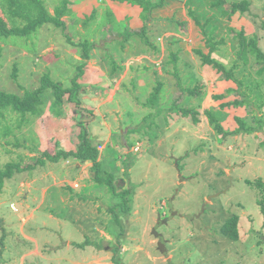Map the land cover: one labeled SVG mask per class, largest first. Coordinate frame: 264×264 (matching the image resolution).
<instances>
[{
	"label": "rangeland",
	"instance_id": "1",
	"mask_svg": "<svg viewBox=\"0 0 264 264\" xmlns=\"http://www.w3.org/2000/svg\"><path fill=\"white\" fill-rule=\"evenodd\" d=\"M216 1L166 0L151 14L147 40L134 36L124 45L117 34L141 28V10L113 0H71L62 17L65 31L44 25L30 38L0 37V89L19 96L41 88L46 74L71 89L85 62L78 89L63 95L59 113L51 107L53 88L44 87L38 114L25 120L6 115L10 132L0 133V167L24 169L15 170L0 194V264H264L262 195L245 183L264 181V104L254 110L262 131L249 135L222 136L206 112L224 130L236 126L237 113L254 124L253 105L264 101V72L258 73L262 63L251 54L240 57L237 34L244 29L247 39L256 37L264 53V0H250L246 12L231 18L223 9L237 0L213 6ZM56 3L45 0L50 13ZM0 14L6 19L1 7ZM193 16L201 24L208 20L205 31L218 42L212 58L227 70L239 64L233 78L244 82L252 108L220 106L243 97L229 92L239 87L233 79L201 63L196 51L207 53L209 46ZM65 33L74 43L95 44L86 61ZM178 78L184 87L203 86L202 96L185 95L179 103L197 111L196 122L180 113L149 115L156 111L147 105L153 88L162 82L157 106L168 109L178 98ZM217 94L227 97L215 99ZM81 128L98 143L99 159L116 184L133 192L130 211L118 221L109 210L114 199L108 186L87 176L90 162L44 156L76 150ZM233 215L240 218L237 241L220 230Z\"/></svg>",
	"mask_w": 264,
	"mask_h": 264
},
{
	"label": "trees",
	"instance_id": "2",
	"mask_svg": "<svg viewBox=\"0 0 264 264\" xmlns=\"http://www.w3.org/2000/svg\"><path fill=\"white\" fill-rule=\"evenodd\" d=\"M119 3H128L132 6L138 7L141 11L139 17L141 21L144 23L141 28H136L137 30H132L131 28H125L123 31L117 34L118 37L121 38L122 45L126 44L128 40L134 36H141L145 40L147 37L145 35V31L147 30L148 23L151 21V14L155 9L163 7L166 3V0H113ZM71 0H57V3L54 6V12L50 13L49 10L45 6V0H0V7L1 12L6 15L5 17L0 14V37L1 38H9V37H22V38H30L33 34L37 33V31L42 28L44 25H53L55 28H60L62 31H65L68 27L66 22L62 19L63 15L68 14L70 12L69 4ZM228 2L226 0H217L213 2V6H221L226 5ZM250 0H237L234 2H230L228 4L227 9H223V12L228 15L229 18L234 16L236 13H243L246 12L250 7ZM193 14V13H191ZM95 15V10L91 13V19ZM114 14L111 12L108 13V22L111 23L113 20ZM194 17V21L196 24L201 25L202 34L207 37L206 44L209 46V51L207 53L203 52L202 50L198 49L196 52L201 59V63L204 65H212V67H216L218 71H223L225 74L226 79H233L234 82L237 84L238 90L230 89L229 92H235L237 96L243 97V99L235 98L232 101H225L220 104L221 107H230L234 106L235 109H246V107L252 108L253 103H249V98H246V91L243 90L244 82L239 81L238 79L233 78L234 71L239 67V64L235 62L231 69L227 70L225 66H223L219 61L212 58V53L217 50L218 42L214 41V37L208 34L205 31V25L208 23V20L205 24H201L200 20ZM87 19H85L82 23L83 26L87 25ZM77 21L75 20L74 23ZM70 27V26H69ZM207 35V36H206ZM66 40L69 43H73L76 46L81 47V57L82 60L88 59L89 51L95 47L93 42L89 40H84L83 42L74 43L72 38L69 34L65 33ZM237 38L239 39V55L243 58H246L247 55L251 54L255 60L259 63H262V66L258 69L259 74H263L264 72V53L258 48L257 45V38L252 37L251 39H247L245 35L244 29L240 30L237 34ZM177 56L176 54H172V62L176 63ZM84 63H81L77 66V73L72 78V88L65 89L60 86V83H56L48 77L46 74L42 78V86L39 89L34 91L25 90L23 95H18L16 93L7 92L5 90L0 89V133L2 136H7L10 132V126L7 123V113L10 116H17L21 119H26L28 115H36L39 112V104L40 101V92L44 87H52L53 94H55V100L51 103V107L54 106L58 107V111L61 110V105L63 103V95L66 94L67 91H75L78 89V77L83 73ZM16 69V68H15ZM16 71V70H15ZM175 75L178 77V70L175 67ZM15 76V73L13 74ZM178 87H179V94L178 98L173 101L172 105L168 109H162L157 106L159 93L162 87V82H158L157 85L153 88V92L150 98L147 101L148 104H152L156 107L155 113H151L149 115L152 116H160V115H171L172 113L181 114L182 116L186 117L192 115L193 120L196 122L197 111L193 110L192 108H183L179 107L180 101L184 98L185 95L189 97L198 98L202 96L203 89L202 85L196 84L194 87H184L180 78H178ZM250 85L246 86V90L250 93ZM257 90L259 87H257ZM243 90V91H242ZM260 97L262 93L258 91ZM227 95L224 94H217L214 95L215 99H225ZM186 98V97H185ZM264 98V97H263ZM262 104L259 106H254L252 110H256L257 112L261 109ZM246 105V107H244ZM55 113V110H53ZM211 117V121L214 123L215 129L217 133L222 134V136H236V135H249L256 131H262V121L257 116V114H253V122L254 124H250L244 117H241L239 113L235 114L234 119L236 122V126L234 128H230V130H224V128L217 122V120L211 115L209 111H206ZM167 113V114H166ZM150 116H146L144 118L145 125L149 126L151 124V120H149ZM148 120V121H147ZM86 133L85 128H81V132L78 134L79 144L76 145V150L74 151H64L55 150L53 153H45L44 156L50 160L51 162H59L61 158L68 159L74 158L76 160L82 162H90L91 165L87 170V176L89 180L94 181L97 184H105L108 186L109 191L111 192L114 202L109 205V210L115 215V220L118 221V215H122V213L127 214L130 211L131 201H132V190L131 188L122 187L117 185V179L115 178V174L113 172L107 171V166L104 167V161L99 159V149L98 143L92 140ZM37 164L43 165L44 161L42 159H38ZM128 168V165H127ZM24 168L20 167V165L9 163L3 168L0 167V194L3 192V186L7 179L13 177L15 170L22 171ZM128 173V172H127ZM127 175V174H126ZM245 183L250 187H255L258 189L259 194L262 195V198L257 200L262 213L264 214V181L260 178L256 180H245ZM239 216L233 215L227 221H225L220 230L224 236L227 238L237 241L239 240ZM121 232V230H120ZM76 246H82L81 244H76Z\"/></svg>",
	"mask_w": 264,
	"mask_h": 264
},
{
	"label": "water",
	"instance_id": "3",
	"mask_svg": "<svg viewBox=\"0 0 264 264\" xmlns=\"http://www.w3.org/2000/svg\"><path fill=\"white\" fill-rule=\"evenodd\" d=\"M154 235L158 237L160 234L158 232L154 231ZM158 247L160 248L161 251H164V249H165L161 242H159Z\"/></svg>",
	"mask_w": 264,
	"mask_h": 264
},
{
	"label": "flooded vegetation",
	"instance_id": "4",
	"mask_svg": "<svg viewBox=\"0 0 264 264\" xmlns=\"http://www.w3.org/2000/svg\"><path fill=\"white\" fill-rule=\"evenodd\" d=\"M173 212H174V211H173ZM159 236H160V240L164 242L165 239L162 238L161 234H160ZM159 236H158V237H159Z\"/></svg>",
	"mask_w": 264,
	"mask_h": 264
}]
</instances>
